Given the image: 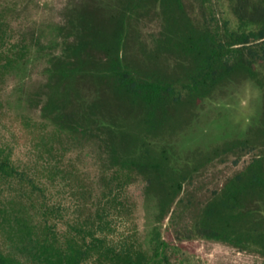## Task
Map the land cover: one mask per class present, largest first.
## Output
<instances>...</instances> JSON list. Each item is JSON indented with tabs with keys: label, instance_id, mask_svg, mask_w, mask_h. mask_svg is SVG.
I'll use <instances>...</instances> for the list:
<instances>
[{
	"label": "trees",
	"instance_id": "obj_1",
	"mask_svg": "<svg viewBox=\"0 0 264 264\" xmlns=\"http://www.w3.org/2000/svg\"><path fill=\"white\" fill-rule=\"evenodd\" d=\"M226 1L235 24L221 0H66L40 21L41 0H0V119L34 156L0 143V264H187L196 241L264 262V0ZM246 85L259 117L212 140Z\"/></svg>",
	"mask_w": 264,
	"mask_h": 264
},
{
	"label": "rangeland",
	"instance_id": "obj_2",
	"mask_svg": "<svg viewBox=\"0 0 264 264\" xmlns=\"http://www.w3.org/2000/svg\"><path fill=\"white\" fill-rule=\"evenodd\" d=\"M42 8L39 11L30 12V15L36 19H59V12L64 6L66 0H41ZM222 6L220 7V14L232 20L233 24L236 19L228 7L226 0H221ZM257 96V91L249 86L244 87L232 100L221 103L213 112V120L209 123L211 138L219 137L224 132L229 134L242 133L252 121L249 118L253 115L257 119L261 112L262 102L258 97L254 101V108L251 105V99ZM7 107V106H6ZM8 108V107H7ZM7 108L4 109V115L0 119V143L9 144L13 147V156L18 161L32 160L33 152L30 149V142L24 136V133L19 135L14 131V115L12 111ZM254 109V110H253ZM209 141V140H207ZM48 187L49 200L57 204H61L63 208V216L65 219L73 214L74 202L69 194V188L63 183L56 184L50 183L45 178L42 179ZM143 183L141 181L134 183L128 189L129 196L140 202L142 196ZM135 222L139 224L142 218L139 211L135 209ZM131 228V221L127 218L117 219L116 233L112 237L117 240L122 233L127 232ZM194 247L195 253L187 264H264L263 258L255 254H250L243 251H238L230 246L209 242V241H196L191 245ZM200 260V262H198Z\"/></svg>",
	"mask_w": 264,
	"mask_h": 264
},
{
	"label": "flooded vegetation",
	"instance_id": "obj_3",
	"mask_svg": "<svg viewBox=\"0 0 264 264\" xmlns=\"http://www.w3.org/2000/svg\"><path fill=\"white\" fill-rule=\"evenodd\" d=\"M246 86H249V85H246ZM246 86H245V87H246ZM249 87L252 89V91H254V90L257 91V96H253L252 99H251V103H252L251 105H253V108H254V101H255L258 97L261 98V96H260V93H259V91H258L257 89H254V88H252L251 86H249ZM237 94H238V93H237ZM237 94H236V95H237ZM253 110H254V109H253ZM250 119H251L252 121L254 120L253 115L249 118V121H250ZM252 121H251V122H252ZM251 122H250V123H251ZM250 123H249V124H250ZM249 124H248V125H249ZM247 127H248V126H247Z\"/></svg>",
	"mask_w": 264,
	"mask_h": 264
}]
</instances>
